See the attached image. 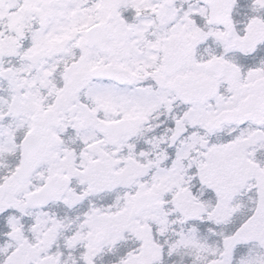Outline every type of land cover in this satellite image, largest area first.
<instances>
[{
  "label": "snow or ice",
  "instance_id": "snow-or-ice-1",
  "mask_svg": "<svg viewBox=\"0 0 264 264\" xmlns=\"http://www.w3.org/2000/svg\"><path fill=\"white\" fill-rule=\"evenodd\" d=\"M0 264H264V0H0Z\"/></svg>",
  "mask_w": 264,
  "mask_h": 264
}]
</instances>
